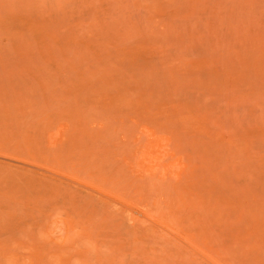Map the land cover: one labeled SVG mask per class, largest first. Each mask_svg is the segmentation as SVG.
Wrapping results in <instances>:
<instances>
[{"label": "rangeland", "instance_id": "obj_1", "mask_svg": "<svg viewBox=\"0 0 264 264\" xmlns=\"http://www.w3.org/2000/svg\"><path fill=\"white\" fill-rule=\"evenodd\" d=\"M0 264H264V0H0Z\"/></svg>", "mask_w": 264, "mask_h": 264}]
</instances>
